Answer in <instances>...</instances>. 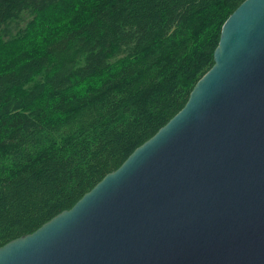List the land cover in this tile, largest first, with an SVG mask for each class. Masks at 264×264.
I'll return each instance as SVG.
<instances>
[{
    "label": "trees",
    "instance_id": "trees-1",
    "mask_svg": "<svg viewBox=\"0 0 264 264\" xmlns=\"http://www.w3.org/2000/svg\"><path fill=\"white\" fill-rule=\"evenodd\" d=\"M243 1L0 0V246L183 108Z\"/></svg>",
    "mask_w": 264,
    "mask_h": 264
},
{
    "label": "water",
    "instance_id": "water-1",
    "mask_svg": "<svg viewBox=\"0 0 264 264\" xmlns=\"http://www.w3.org/2000/svg\"><path fill=\"white\" fill-rule=\"evenodd\" d=\"M0 264H264V0L229 15L183 108Z\"/></svg>",
    "mask_w": 264,
    "mask_h": 264
},
{
    "label": "rangeland",
    "instance_id": "rangeland-1",
    "mask_svg": "<svg viewBox=\"0 0 264 264\" xmlns=\"http://www.w3.org/2000/svg\"><path fill=\"white\" fill-rule=\"evenodd\" d=\"M27 18V17H26Z\"/></svg>",
    "mask_w": 264,
    "mask_h": 264
}]
</instances>
